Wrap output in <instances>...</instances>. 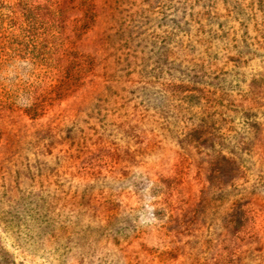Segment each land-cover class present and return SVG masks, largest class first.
I'll use <instances>...</instances> for the list:
<instances>
[{"label": "rangeland", "instance_id": "374dc122", "mask_svg": "<svg viewBox=\"0 0 264 264\" xmlns=\"http://www.w3.org/2000/svg\"><path fill=\"white\" fill-rule=\"evenodd\" d=\"M7 1L0 264H264V0Z\"/></svg>", "mask_w": 264, "mask_h": 264}, {"label": "trees", "instance_id": "16d2710c", "mask_svg": "<svg viewBox=\"0 0 264 264\" xmlns=\"http://www.w3.org/2000/svg\"><path fill=\"white\" fill-rule=\"evenodd\" d=\"M16 2H14V3H11L10 1H7V4H5L6 5V7H7V10H11V12H9V14H3V13H1L0 14V18H2V19H4V18H9V20H12L13 19V16H9L10 14H15V10H16V4H15ZM21 6H23L24 8H26V10L29 8V5H30V0H24L21 4H20ZM19 5V6H20Z\"/></svg>", "mask_w": 264, "mask_h": 264}]
</instances>
